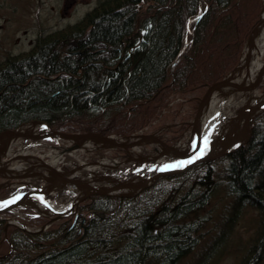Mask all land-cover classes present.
Returning a JSON list of instances; mask_svg holds the SVG:
<instances>
[{
  "label": "trees",
  "instance_id": "obj_1",
  "mask_svg": "<svg viewBox=\"0 0 264 264\" xmlns=\"http://www.w3.org/2000/svg\"><path fill=\"white\" fill-rule=\"evenodd\" d=\"M261 8L262 0H99L76 23L0 61V131L39 120L66 132H136L172 96L203 93L232 70ZM75 49L83 56L67 53ZM197 99L189 100L188 118ZM178 120L170 142L187 127ZM263 174L264 112L235 151L160 177L131 197L93 195L78 207L88 214L83 230L79 216L71 228L68 220L37 233L11 225L5 236L0 219V248L10 251L0 253V264H177L196 245L192 233L205 226L202 213L220 191L231 216L221 227L247 202L262 212L239 263L257 264L264 250ZM18 191L3 183L0 199ZM23 212L27 226L45 222Z\"/></svg>",
  "mask_w": 264,
  "mask_h": 264
},
{
  "label": "water",
  "instance_id": "obj_2",
  "mask_svg": "<svg viewBox=\"0 0 264 264\" xmlns=\"http://www.w3.org/2000/svg\"><path fill=\"white\" fill-rule=\"evenodd\" d=\"M262 12L258 22L246 40L243 61L238 63V65L221 80H217L208 85L200 97L191 121V133L184 145H169L157 133L131 135L135 137V140L130 142H118L114 140L111 135H103L94 132L70 133L53 129L48 123L40 121H33V123L46 126L47 131L41 134L29 135L18 127L1 131L0 136L10 134L12 138L18 137L31 141H41L59 137L64 138L74 143L70 149H77L88 142L129 149L130 147H137L143 144H151V141H154L153 143L161 147L160 150L155 149L156 153L149 157H129L128 160H124L125 163L127 161L138 162L137 166L134 168L121 170L118 174L108 172L101 176H92L91 181L75 178L68 173H60L52 165L43 161V166L50 170V175H46L42 172L27 171L13 174L6 168L8 163L19 157L13 155L8 160L0 163V177L10 179H36L38 182L35 184H27L26 189L18 193L15 197L0 201L6 202L0 203V215L13 212L18 208H30L37 214L46 216L49 219L38 229L31 230L24 226L22 222L13 220L12 218H6L4 226L5 233L9 225H15L28 232L43 231L52 222L70 215L73 208L76 209L79 203L91 198L93 195L133 196L143 188L152 184L159 177L181 173L192 165L229 153L244 145L251 136L252 121L260 112L264 111V92L259 95L254 94V91L262 84L264 79V61L254 80L251 79L249 67L255 49V39L262 29H264V16H262ZM81 55L82 53L80 52V56ZM239 75H242V78L237 80L236 78ZM222 88H227L228 92L226 96L230 93H243L245 95V100L232 116L225 119L224 125L228 127L226 132H224V128L221 127V132L211 137L208 133L202 134L200 121L203 119L209 100ZM128 137L130 136L126 138ZM205 138H207V140H205ZM205 143L207 144L206 147ZM4 145H6V143ZM2 146H0V149L5 148V146ZM201 152H203V154H201ZM20 156L23 159H28L27 155ZM160 159L170 160L172 164L170 163L168 165H173L174 162H181V166H159L158 162ZM111 167L115 168L116 166ZM105 175H116L117 177L108 184H94L95 181L103 179ZM46 195H50L53 201L64 197L65 200L62 202V205H65L67 208L54 210L50 206H47V201L43 198ZM33 198L46 206V209L35 208L34 205L28 201ZM84 220L85 218L82 219V223Z\"/></svg>",
  "mask_w": 264,
  "mask_h": 264
},
{
  "label": "rangeland",
  "instance_id": "obj_3",
  "mask_svg": "<svg viewBox=\"0 0 264 264\" xmlns=\"http://www.w3.org/2000/svg\"><path fill=\"white\" fill-rule=\"evenodd\" d=\"M98 1L99 0H0V61L7 56V53L13 55L28 51L39 35L45 36L54 31L63 29L68 24L76 23L87 11L93 8ZM262 60H264V53L262 54ZM254 92L256 94L264 92V80L263 84ZM201 93L200 90L184 96H177L191 98L199 97ZM234 97L238 99L241 98V95L239 93ZM220 101L219 98L215 108ZM188 106L185 105L181 110L177 111V114L174 115L176 117L173 119H170L173 113L163 116L160 118L158 125L154 126L153 129L163 126L171 120L188 118L192 110L190 103ZM231 109L232 108L229 106L224 107L223 114L228 115V113L232 111ZM211 112L212 109L210 108L205 113V117L207 118L208 114H211ZM151 129L152 128L148 131H156ZM189 132L190 127L180 133L177 138L181 140L186 139ZM161 134L164 140H168L171 136V132L168 130H164ZM167 142L171 143L170 141ZM30 144L31 143L27 142L25 139H14L9 148L0 149V160L5 158L8 160V158L14 154L23 152V154L30 153L40 157L43 156V159L47 162L52 161V157H58L60 160L55 164L58 168L60 167L63 171L76 168L79 176L87 178V174L93 173V171L94 173L106 172L107 169L104 168L105 166L103 167L101 163L114 159L118 155L117 151H111L94 144H88L80 147L78 150L72 151L69 149L72 146V142L62 138H58L49 143L42 142L38 145ZM155 148L160 149L157 145H145L141 146L139 150L140 153L146 155L153 154ZM35 158L36 157L32 159V157H29L28 160L19 157L12 161V163H18L20 166L15 167L17 170H21V168L24 169L28 167L30 161L36 162ZM89 168L92 170L89 171ZM4 181L5 178L0 177V184H3ZM228 201L229 198L225 196L223 191H220L211 199L209 205L202 213L207 219L205 226L200 227L196 232V245L190 252L186 253L177 264H239L241 262L242 257L247 253L249 245L255 240L257 231L260 229L262 212L258 207L247 202L242 205L236 217L233 216L227 224L221 227V220L225 218V214L228 212L225 210ZM59 202L60 200L57 201V204H59ZM224 211L226 213H224ZM14 218L21 220L17 215ZM28 227L36 228L39 227V225ZM223 232H225V240L223 239ZM211 248L215 249L214 253ZM7 250V244H3L0 248V251ZM257 264H264V250L260 251Z\"/></svg>",
  "mask_w": 264,
  "mask_h": 264
},
{
  "label": "bare ground",
  "instance_id": "obj_4",
  "mask_svg": "<svg viewBox=\"0 0 264 264\" xmlns=\"http://www.w3.org/2000/svg\"><path fill=\"white\" fill-rule=\"evenodd\" d=\"M262 16H264V8H263V12H262ZM249 36V35H248ZM248 38V37H247ZM247 40V39H246ZM76 42V41H75ZM71 44V43H70ZM72 48L74 49L75 47L72 46ZM254 52H253V55H252V58H251V61L249 63V67H250V75H251V78L252 80H254V78L256 77V75L258 74L260 68H261V65H262V54L264 53V29H262V31L259 33V35L257 36V38L255 39V46H254ZM75 52V53H73ZM79 52V54H78ZM80 52L82 53V55L80 56ZM68 54L70 55H79L80 57L83 56V51L81 49H75V50H70V51H67ZM243 61V59H242ZM242 78V75H239L237 76V80H240ZM227 88H222L220 89L216 95L220 96V102L218 104V106L215 108V105L216 103L218 102V99L219 98H215V97H212L206 108H211L213 111L212 113L208 116V119L205 120V116L203 119H201L200 121V127H201V130H202V133L203 134H206V133H210L212 132L214 129H216L217 127L220 129L221 127L224 128V132H226V130L228 129V127H225L224 125V121H225V118L227 117L228 118V115H224L223 114V111H224V107L226 106H229L231 107L232 109V112L234 111H237L239 106L241 105V102L240 101H237L236 98L234 97H229V96H226V93H227ZM225 95V96H223ZM222 114H221V112ZM262 113V112H260ZM259 113V114H260ZM33 124V123H32ZM23 130L25 133L27 134H33L34 132H37L40 130V127L39 126H26V127H23ZM115 140L117 141H132V138L129 137V138H114ZM12 141V136L10 134H6V135H3V136H0V146L4 145L5 143L7 142H11ZM154 141H151V144L153 143ZM52 161H50L52 163V165L56 164V162H58L60 159L58 157H52ZM109 164V163H108ZM10 165H12V168L16 169L17 166H20L18 163H10ZM16 166V167H15ZM76 169V168H75ZM92 169H89V171H91ZM264 175V174H263ZM262 178V176H261ZM261 178H260V175L257 176L256 178V182L257 184L261 183ZM32 205H34L35 208H43V205H41L40 201L38 200H34V199H30L28 200ZM49 206H51L52 208L54 209H61V208H67L66 206H63V205H58L56 204L53 200H49L48 202ZM37 208V209H38ZM228 216V214L225 215V218ZM231 216H228L226 219H229ZM224 218V219H225ZM4 230V228H3ZM7 232V230H6ZM4 234L5 231H4ZM192 236L194 238H196V234L195 232L192 233ZM226 236H225V232H223V239L225 240ZM8 251H0V253H7ZM10 253V251L8 252Z\"/></svg>",
  "mask_w": 264,
  "mask_h": 264
},
{
  "label": "snow or ice",
  "instance_id": "obj_5",
  "mask_svg": "<svg viewBox=\"0 0 264 264\" xmlns=\"http://www.w3.org/2000/svg\"><path fill=\"white\" fill-rule=\"evenodd\" d=\"M205 140H207V138H205ZM207 146V144L205 143V147ZM201 154H203V152H201ZM169 166H176L179 167L181 166V162H174L173 165H165V167H169ZM0 203H6V202H0Z\"/></svg>",
  "mask_w": 264,
  "mask_h": 264
},
{
  "label": "flooded vegetation",
  "instance_id": "obj_6",
  "mask_svg": "<svg viewBox=\"0 0 264 264\" xmlns=\"http://www.w3.org/2000/svg\"><path fill=\"white\" fill-rule=\"evenodd\" d=\"M73 46H74V47H77V44L75 43V41L73 42Z\"/></svg>",
  "mask_w": 264,
  "mask_h": 264
}]
</instances>
